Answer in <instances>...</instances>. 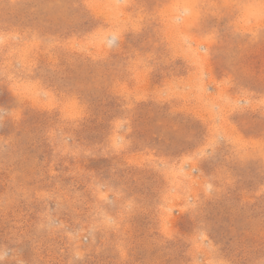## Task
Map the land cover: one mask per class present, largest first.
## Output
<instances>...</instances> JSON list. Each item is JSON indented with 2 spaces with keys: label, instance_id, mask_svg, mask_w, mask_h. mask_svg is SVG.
Returning a JSON list of instances; mask_svg holds the SVG:
<instances>
[{
  "label": "rangeland",
  "instance_id": "rangeland-1",
  "mask_svg": "<svg viewBox=\"0 0 264 264\" xmlns=\"http://www.w3.org/2000/svg\"><path fill=\"white\" fill-rule=\"evenodd\" d=\"M0 264H264V0H0Z\"/></svg>",
  "mask_w": 264,
  "mask_h": 264
}]
</instances>
